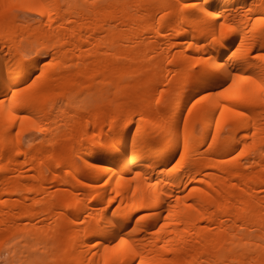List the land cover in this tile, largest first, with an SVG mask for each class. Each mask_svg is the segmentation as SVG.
Wrapping results in <instances>:
<instances>
[{"label": "bare ground", "instance_id": "1", "mask_svg": "<svg viewBox=\"0 0 264 264\" xmlns=\"http://www.w3.org/2000/svg\"><path fill=\"white\" fill-rule=\"evenodd\" d=\"M262 56L264 0H0L7 264H264Z\"/></svg>", "mask_w": 264, "mask_h": 264}, {"label": "rangeland", "instance_id": "2", "mask_svg": "<svg viewBox=\"0 0 264 264\" xmlns=\"http://www.w3.org/2000/svg\"><path fill=\"white\" fill-rule=\"evenodd\" d=\"M11 253V252H10ZM2 254V255H1ZM0 254V264H5V262H6V264H7V262L9 261V263H12V258L11 259H9V257H11V254H9L10 256H7L8 254H5V253H1ZM8 257V259H6L7 257ZM3 257V258H2ZM12 257H13V253H12ZM7 260V261H6Z\"/></svg>", "mask_w": 264, "mask_h": 264}, {"label": "snow or ice", "instance_id": "3", "mask_svg": "<svg viewBox=\"0 0 264 264\" xmlns=\"http://www.w3.org/2000/svg\"><path fill=\"white\" fill-rule=\"evenodd\" d=\"M8 6L10 7L11 5H8ZM187 6H188V5L185 4V7H187ZM26 10L31 12V11H34L35 9L32 8V7H28ZM261 58H264V56H262ZM247 79L251 80V77H247ZM14 95H15V94H14ZM0 103H2V100H0ZM241 115H242V113H241ZM24 119L27 120L28 117L25 116ZM239 154L242 156V155H244V152H240ZM121 243H123V241H121ZM118 246H119V245H117V247H118Z\"/></svg>", "mask_w": 264, "mask_h": 264}]
</instances>
